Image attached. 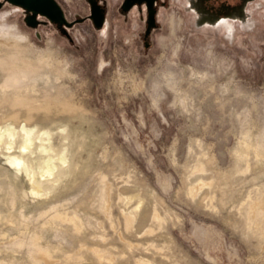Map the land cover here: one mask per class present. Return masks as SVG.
Returning a JSON list of instances; mask_svg holds the SVG:
<instances>
[{"label": "rangeland", "instance_id": "rangeland-1", "mask_svg": "<svg viewBox=\"0 0 264 264\" xmlns=\"http://www.w3.org/2000/svg\"><path fill=\"white\" fill-rule=\"evenodd\" d=\"M113 2L69 40L0 7V127L53 149L35 194L0 155V264H264V22L224 41L168 0L145 50Z\"/></svg>", "mask_w": 264, "mask_h": 264}, {"label": "flooded vegetation", "instance_id": "flooded-vegetation-1", "mask_svg": "<svg viewBox=\"0 0 264 264\" xmlns=\"http://www.w3.org/2000/svg\"><path fill=\"white\" fill-rule=\"evenodd\" d=\"M56 1V0H55ZM115 16L126 23L130 14L134 12V19L139 29L136 39L146 50L150 47L153 32L161 29L159 16L161 9L167 6L168 0H113ZM86 13L83 16L68 18L59 5L66 23H51L44 17L37 16L39 24L47 22L53 26L63 37L69 40L68 31L75 24L89 22L94 30L108 32L110 21L108 19L111 0H83ZM252 0H181V7L190 16V24L195 30H205L220 34L224 41H229L241 28L247 27L246 8ZM256 3H261L255 0ZM40 18V19H39ZM41 18H44L42 20ZM46 20V21H45ZM37 24V25H39ZM258 25V24H257ZM135 37V36H134ZM132 37L130 40L133 41Z\"/></svg>", "mask_w": 264, "mask_h": 264}, {"label": "bare ground", "instance_id": "bare-ground-1", "mask_svg": "<svg viewBox=\"0 0 264 264\" xmlns=\"http://www.w3.org/2000/svg\"><path fill=\"white\" fill-rule=\"evenodd\" d=\"M48 135L49 131L38 130L35 126H27L25 123L18 127L11 124L0 127V155L4 156L5 164L14 170L15 179L17 174L24 173L32 186V194L37 192L39 185L35 168L40 166L41 177L52 174L53 157L49 154L52 147L49 146ZM37 151L44 152V156H36ZM59 155V160L64 163V155Z\"/></svg>", "mask_w": 264, "mask_h": 264}, {"label": "water", "instance_id": "water-1", "mask_svg": "<svg viewBox=\"0 0 264 264\" xmlns=\"http://www.w3.org/2000/svg\"><path fill=\"white\" fill-rule=\"evenodd\" d=\"M3 4L20 8L24 13V23L31 28H35L39 24V21L36 20L37 16H42L51 23L71 25V23L65 22L62 11L55 0H0V7Z\"/></svg>", "mask_w": 264, "mask_h": 264}, {"label": "clouds", "instance_id": "clouds-1", "mask_svg": "<svg viewBox=\"0 0 264 264\" xmlns=\"http://www.w3.org/2000/svg\"><path fill=\"white\" fill-rule=\"evenodd\" d=\"M247 13V27L241 28V31H252L255 29L258 23L264 22V5L262 3H256L255 0H252L249 7L245 9ZM8 13L0 14V22L5 21L6 17L8 16ZM14 27V25L12 26ZM252 103V101H250ZM253 107H255V104H253Z\"/></svg>", "mask_w": 264, "mask_h": 264}]
</instances>
